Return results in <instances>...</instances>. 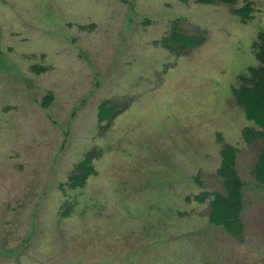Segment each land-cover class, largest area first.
<instances>
[{"label":"rangeland","instance_id":"374dc122","mask_svg":"<svg viewBox=\"0 0 264 264\" xmlns=\"http://www.w3.org/2000/svg\"><path fill=\"white\" fill-rule=\"evenodd\" d=\"M176 19L205 39L178 57L156 43ZM262 27L264 0H0V264H264L251 173L264 140L243 142L253 124L231 95ZM105 99L124 109L100 131ZM223 145L237 150L241 240L192 200L222 192ZM92 150L95 174L63 193Z\"/></svg>","mask_w":264,"mask_h":264},{"label":"trees","instance_id":"16d2710c","mask_svg":"<svg viewBox=\"0 0 264 264\" xmlns=\"http://www.w3.org/2000/svg\"><path fill=\"white\" fill-rule=\"evenodd\" d=\"M187 1V0H181ZM197 4L233 5L237 0H193ZM251 3L245 4L237 9H231V13L236 16L240 23H246L251 19ZM179 20L176 19L168 25V34L158 43L165 51L172 56H181L189 50L200 47L205 39L202 33L187 34L178 27ZM92 28V25L79 26V29ZM255 65L249 66L245 74L236 77L237 86L231 87V95L235 104L243 112L246 121L253 124L252 127H245L242 130L241 138L247 145L253 144L257 140H264V27L256 34L251 44ZM32 70L40 73L45 71L44 67H32ZM52 96L47 94L41 99L40 106L48 107ZM124 109V108H123ZM120 105L112 100H102L96 108L97 122L100 131L111 126L113 120L123 110ZM88 151L83 158L74 166L73 173L68 176L66 184H60L59 189L65 193V188L75 190L85 186L87 179L95 174L93 159L99 153ZM237 150L233 146L223 145L219 152L220 163L216 170V176L222 185V192L201 191L192 197L197 203L208 202L209 213L208 222L214 227H220L229 236L241 240L243 235V223L241 212L243 209V182L236 170ZM253 179L261 186H264V143L261 145L252 167ZM63 205H66L64 203ZM72 203L61 213V217L70 214Z\"/></svg>","mask_w":264,"mask_h":264}]
</instances>
